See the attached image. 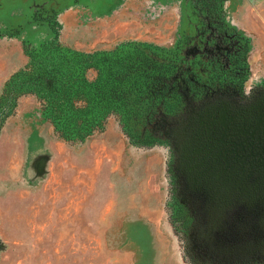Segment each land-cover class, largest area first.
<instances>
[{
  "label": "rangeland",
  "instance_id": "374dc122",
  "mask_svg": "<svg viewBox=\"0 0 264 264\" xmlns=\"http://www.w3.org/2000/svg\"><path fill=\"white\" fill-rule=\"evenodd\" d=\"M71 11L81 24L104 25L98 27V43L76 45L87 51L129 39L170 47L177 39L173 50L153 49V59L181 72L177 80L188 86L184 98L213 89L243 95L264 88V0H0V95L28 61L23 44L48 49L58 39L57 15L67 30ZM122 11L125 21L115 22ZM163 17L172 20H154ZM79 31L84 42L89 28ZM224 34L237 40L232 38L238 53L223 59L231 61L225 67L207 53ZM178 96L169 100L174 106L182 101ZM173 108L169 117L177 114ZM4 121L0 118V264H158L153 227L134 212L153 211L154 191L169 217V139L156 140L161 144L154 148L136 147L112 117L104 133L86 142L64 141L35 96L20 98L15 114ZM155 125L159 132L166 128L162 120ZM173 234L180 243L177 230ZM196 251L174 247L171 264H209L197 261Z\"/></svg>",
  "mask_w": 264,
  "mask_h": 264
},
{
  "label": "flooded vegetation",
  "instance_id": "af4514ba",
  "mask_svg": "<svg viewBox=\"0 0 264 264\" xmlns=\"http://www.w3.org/2000/svg\"><path fill=\"white\" fill-rule=\"evenodd\" d=\"M224 37L207 50L223 67L237 48L234 37ZM185 96V112L163 118L166 128L156 133L172 144L169 221L178 245L198 247L193 256L209 264L263 259L264 88Z\"/></svg>",
  "mask_w": 264,
  "mask_h": 264
},
{
  "label": "trees",
  "instance_id": "16d2710c",
  "mask_svg": "<svg viewBox=\"0 0 264 264\" xmlns=\"http://www.w3.org/2000/svg\"><path fill=\"white\" fill-rule=\"evenodd\" d=\"M60 30L58 25V39L48 49L24 44L29 62L6 82L0 118L6 121L13 116L20 98L35 96L61 140L84 143L104 133L109 120L116 117L134 146L161 144L156 142L155 124L169 118L174 106L169 100H178L179 94L182 101L174 106L176 116L185 112L182 93L188 86L185 79L177 80L181 72L175 67L153 59V49L175 47L127 42L112 50L84 53L61 44ZM254 263L264 264V257Z\"/></svg>",
  "mask_w": 264,
  "mask_h": 264
},
{
  "label": "crops",
  "instance_id": "0c3cea01",
  "mask_svg": "<svg viewBox=\"0 0 264 264\" xmlns=\"http://www.w3.org/2000/svg\"><path fill=\"white\" fill-rule=\"evenodd\" d=\"M124 11H122L120 13V14H122V13L123 14L119 15L120 18L117 19L115 22L122 21V20L125 21L124 19L126 18V16L124 15L125 14ZM170 14L173 15L172 13H170ZM78 15L79 14L76 11L68 12V16H69V20L68 21H70L69 22V26H71V27H69L67 30L64 27V23L62 21V18L60 17V14L57 15V20H58L59 25L61 27L60 36H59L60 43L63 44L64 46H66V47H69V48L74 49V50L79 51V52L95 53V52H99V51H108V50H112V49L116 48L120 44L127 43V42H138V43L152 44V45L159 46V47L166 48V49H173L177 45V43H176L177 39H176L175 43L173 45H171L170 47L161 46V45L149 42V41L129 39V40H125V41H122L120 43H117L114 47H112L110 49H106L105 48V49H95V50L87 51V50H84L83 48H78L76 45L77 44H81V43L89 44V43H92L93 41H96L97 39H100V37H98V35H99L98 34V27H102L104 25H95L93 23H91L90 25L89 24H81L80 21H79ZM75 16L77 17V20H75V18H74ZM67 17H66V21H67ZM162 19H165L167 21L168 20L171 21L172 17H163V18H160V19H156L155 18L154 20L156 21V20H162ZM140 21L141 22H137V24H139L141 28H142V26L144 28L145 26L143 25L141 19H140ZM126 22L136 23V22H130V21H126ZM150 24H151V26H153L152 23H150ZM82 26H85V27L89 28V33L86 35V38H85L84 42L82 41V36L80 35V31H79V29ZM163 27L164 28H168V27L170 28V25L165 23V25ZM94 29H96L97 31H94ZM11 37L14 38L15 36H11ZM63 37L69 38V41L68 42L62 41ZM16 39H18V38H16ZM23 48H24V44H23ZM24 53H25V50H24ZM25 55L28 58L27 63L25 64L24 67L18 69L16 72L22 70L28 64L29 57L27 56L26 53H25ZM16 72H14L8 78V80ZM6 82H5V84H6ZM5 84L3 85L1 95L3 93V89H4ZM18 107H19V103H18ZM153 190H154V187H153ZM166 211H167L166 210V204H163V201H161V199H159V197L156 196L155 192L153 191V211H151V210L148 211L145 207H143L141 211L134 212L135 214L139 213V216H140L141 219L143 218V219L149 220L150 222L148 221V224H150L153 227V231H152L153 232V247H155L156 250H157L158 264H171V263H173L174 262L173 258H174V255L176 254L174 252V247H179L178 243H175L176 241L174 239L173 228H172V226L170 224V221H168L169 217L167 218V212ZM86 214H88L87 210H86ZM86 214H85L84 219L87 216ZM81 218L83 219V216H81L80 219ZM77 219H78V217H77ZM159 249L161 250V255H159ZM179 261L182 262L181 259Z\"/></svg>",
  "mask_w": 264,
  "mask_h": 264
}]
</instances>
